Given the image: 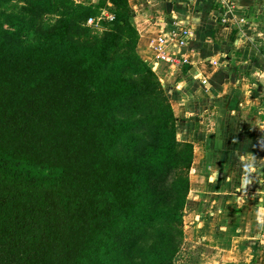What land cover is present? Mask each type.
Listing matches in <instances>:
<instances>
[{"label":"trees","instance_id":"1","mask_svg":"<svg viewBox=\"0 0 264 264\" xmlns=\"http://www.w3.org/2000/svg\"><path fill=\"white\" fill-rule=\"evenodd\" d=\"M13 1L0 0V264H174L194 147L178 140L169 97L137 51L139 33L133 54L118 55L127 1L111 0L116 27L104 38L82 23L101 4L20 0L27 6L4 11ZM143 91L166 102L173 125L123 156L124 139L148 122L134 119L148 102ZM123 107L130 116L117 118ZM172 168L174 184L158 191ZM163 221L173 230L137 262L133 239Z\"/></svg>","mask_w":264,"mask_h":264},{"label":"crops","instance_id":"2","mask_svg":"<svg viewBox=\"0 0 264 264\" xmlns=\"http://www.w3.org/2000/svg\"><path fill=\"white\" fill-rule=\"evenodd\" d=\"M126 1L139 33L137 51L156 67L178 140L194 147L186 235L194 225L197 237L207 222L219 225L217 247L225 252L241 248L247 235L248 264H264V0ZM175 24L194 32L182 51L189 63L180 70L159 63L151 48Z\"/></svg>","mask_w":264,"mask_h":264},{"label":"rangeland","instance_id":"3","mask_svg":"<svg viewBox=\"0 0 264 264\" xmlns=\"http://www.w3.org/2000/svg\"><path fill=\"white\" fill-rule=\"evenodd\" d=\"M75 1V0H74ZM77 4V1H75ZM125 0L122 2V6H124ZM102 5L103 7L97 11V13L91 17L94 19H97L103 14H112L116 15L113 12L114 9V2L111 0H102L99 5ZM27 6L26 1L20 2L19 1H13L7 6H4L3 10L6 12H14L17 6ZM124 12V9L123 11ZM128 19V31L124 32L122 35L123 39H121V43L125 45L122 49H120L118 55L123 54H133V48L132 46L138 36V31L136 27V23L134 21V14L131 10H126L121 16ZM91 17L88 18L87 21L82 22L84 26H87L91 29L90 35L92 36H98L99 38H104L107 36V34H111L114 32V28L116 27V21L115 22H106V21H100V23L97 26L89 25L88 22L91 19ZM116 18V16H115ZM59 19V15L55 16H47L44 15L42 17V22L45 26H49V24H55L57 20ZM134 28L136 32H132L131 29ZM143 60V59H142ZM145 61V60H144ZM147 62V61H146ZM148 63V62H147ZM149 66L152 68V70L155 72L156 76L158 77V83L162 84L161 79L158 75V72L155 71V68L153 64L148 63ZM161 86V85H160ZM163 86V84H162ZM165 89V87L163 86ZM147 99V104L143 107V110L140 114L134 116V119L137 120H148V122L142 126V129L140 132L136 134H132L129 137H126L122 144L119 146L118 153L120 155L126 156L129 154H132V149L130 147V144L133 141L141 142L145 147L148 145L157 144L159 142L162 130L165 126L171 127L173 125V122L169 119V110L166 102L162 100V98H156L153 96H146V92H141V95L139 96V99L141 98ZM130 116L129 109L127 107H123L119 110L117 113V118H125ZM177 126V124H176ZM177 131H178V127ZM140 149H137L133 151L134 153L136 151H139ZM140 155V154H138ZM135 156V155H134ZM177 171L175 169H169L168 175L166 176L165 180L162 183H159L156 185V189L158 191L165 192L169 190L174 184V180L176 178ZM258 181L260 177H257ZM239 180V178H238ZM260 183V181L258 182ZM234 191V190H232ZM264 192V188L263 191ZM212 194L211 192L208 193ZM189 198V196H188ZM203 205V204H201ZM200 207L199 216L202 218L201 212H202V206ZM205 207H203V210ZM250 209V208H249ZM186 217L185 222H187L188 226H190V222H192L191 214H186L184 212V217ZM263 216V215H262ZM249 217L244 219L243 221V228L245 232L250 228L252 224L249 222ZM209 219V218H207ZM176 228V226H174ZM173 227V228H174ZM196 225L192 226L191 232H189L188 236L186 235V224L184 223V227L177 226V229H175V244L173 248H169L170 253L174 255V264H222V262L225 260L230 264H248V259L250 257V250L244 249V246H247L246 242L248 241L247 235L244 237V239H241L240 242H243V246L240 248H235L234 251H223L221 248L217 247V242H219L220 238L218 236L219 232V225H214L211 223H206L204 226L202 232H200V235L197 237L194 236V231ZM194 229V231H193ZM172 227L167 222H158L155 225L151 227H147L140 231L136 238L133 239V246L131 249V255L135 258V260L139 263H141L143 256L145 253H148L151 249H153L155 246L158 245V235L162 231H172ZM205 230H207L208 235H205ZM184 231V237H182L181 232ZM243 233V235L245 234ZM206 236V237H205ZM190 238V239H188ZM239 238H234V242L238 241ZM245 240V241H244ZM231 241V242H233ZM233 244V243H232ZM236 258L239 260L236 261Z\"/></svg>","mask_w":264,"mask_h":264},{"label":"built area","instance_id":"4","mask_svg":"<svg viewBox=\"0 0 264 264\" xmlns=\"http://www.w3.org/2000/svg\"><path fill=\"white\" fill-rule=\"evenodd\" d=\"M194 1L190 0L191 3ZM100 21L113 22L115 21V16L103 14V16L97 19L91 18L88 24L97 26ZM223 21L225 22V19ZM193 36L194 32L189 28L181 24L173 25L167 33L160 35L152 42L151 48L155 59L170 68L180 70L189 63L188 59L182 54V51L190 45ZM203 83L205 84L206 82L204 81Z\"/></svg>","mask_w":264,"mask_h":264},{"label":"clouds","instance_id":"5","mask_svg":"<svg viewBox=\"0 0 264 264\" xmlns=\"http://www.w3.org/2000/svg\"><path fill=\"white\" fill-rule=\"evenodd\" d=\"M245 86H247V85H245Z\"/></svg>","mask_w":264,"mask_h":264}]
</instances>
